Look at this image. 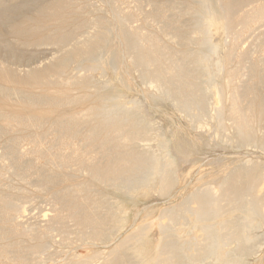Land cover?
<instances>
[{"label":"bare ground","instance_id":"obj_1","mask_svg":"<svg viewBox=\"0 0 264 264\" xmlns=\"http://www.w3.org/2000/svg\"><path fill=\"white\" fill-rule=\"evenodd\" d=\"M82 1L57 0L40 7L33 18H11L14 24L9 33L17 38H38L28 40L27 46L41 42L61 43L68 37L62 30L75 15L71 8H80ZM211 1L169 0L164 3L154 0L152 14L165 21L162 36H168V42L152 33L144 35L137 29L126 30L127 18L115 12L116 28L106 26L103 18L95 20L93 35L43 69H31L19 76L0 63V100L16 102L13 111L4 112L0 108V127L7 133L43 130L42 135L33 139L38 145L28 153L23 154L12 146L4 153L12 161L19 179H27L32 173L30 163L41 159L51 166L41 169L37 175L42 190H53L60 183L71 180L73 176L65 169L72 162L77 170H85L88 176V182L54 192L57 215L52 218V226H63L71 219L80 230V239L97 245L117 230L115 215L99 196L96 185L132 196L158 193L166 198L181 180L167 163L159 139L155 151L139 150L142 137L151 132L140 103L132 102L126 107L102 103L81 113H55L92 100L107 88L104 83L96 85L93 79L99 71H104L105 65H117L118 58H112L111 51L102 54L114 29L117 31L115 38L124 37L122 56L125 52L129 54L140 78L148 81L157 95L171 101L175 109L185 114V120L195 125L193 129L210 125L212 121L216 134L221 135L225 121L230 120L234 135L226 138L228 142L240 146L260 145L264 149V58L253 59L250 54H237L232 48L221 54L213 40L217 28L211 18ZM216 1L224 12L228 31H233L236 24L242 26L241 31L233 34L232 46L253 25L264 20V0ZM246 3L253 6L241 13V7ZM167 11L177 12L179 17L191 14L194 21L188 26L173 27L165 15ZM15 12L1 13L0 31L2 19ZM51 24L56 26V31L44 33ZM169 30L177 32L171 34ZM169 43L177 48H172ZM263 45V41L258 40L256 50L263 51ZM4 47V50L12 49L8 45ZM72 64L82 67L84 73L67 78ZM49 70L51 74L37 79L40 73ZM207 95L211 99L209 105L205 103ZM49 135H54L57 145L41 144ZM78 138L83 142V151H78L82 143L77 149L70 144ZM10 142L14 145L16 140ZM93 149L94 152L98 150V154L95 152L98 157L94 156L98 159L90 162L92 158L89 160L86 156ZM248 161L228 168L221 177L219 175L218 186L202 185L204 187L186 195L181 205L165 210L164 221L155 225L158 230L156 243L147 240V233L136 232L115 243L107 252L73 256L67 264H246L257 243L253 230L264 227V193L261 195L264 165ZM20 210L18 204L11 202L10 195L0 194V264H33L49 236L51 227L21 229L11 216ZM153 227L149 224L142 229L149 231ZM26 239L37 242L25 245Z\"/></svg>","mask_w":264,"mask_h":264},{"label":"rangeland","instance_id":"obj_2","mask_svg":"<svg viewBox=\"0 0 264 264\" xmlns=\"http://www.w3.org/2000/svg\"><path fill=\"white\" fill-rule=\"evenodd\" d=\"M56 1L0 0V16L3 11H16L14 15L11 14L9 17L2 19L0 63L3 64L4 68L22 76L28 70L43 69L51 63L53 64L55 58L62 56L66 51L71 50L78 43L84 42L95 33L96 29L93 26L95 20L103 18L106 26L116 28L115 12L127 18L126 30L137 29L144 35L152 33L168 42L169 37L162 36L165 21L159 19L158 16L154 18L152 14L154 0H110V2L107 0H83L79 4L80 8H71L75 15L72 16V21L62 30V33L68 37L61 43L41 42L27 46L25 43L28 40L34 41L38 40V38H17L9 33L10 27L14 24V20L12 22L11 18H33L40 7ZM168 1L163 0L164 3ZM252 6L253 4L246 3L241 7L240 12H247ZM165 15L172 21V26L176 28L182 25L188 26L190 25L189 23L194 21V18L190 16L191 14L188 15L189 17L186 15L179 17L177 12L167 11ZM171 15H174V17L172 16V18ZM224 17V12L219 8L217 1L212 0L211 18L217 28L213 40L221 54L232 48L237 54H250L253 59L264 58V49L259 51L255 48L258 40L264 43V20L253 25L250 30L244 33L238 43L232 46L233 34L241 31L242 26L236 24L233 31H228L225 27ZM50 31H56L54 24L44 30V33ZM175 32L177 30H169L171 34ZM115 37H117L116 29L109 36L108 46L102 50V54L105 51L107 52V50L111 51V57L118 58L116 67L110 64L105 65L104 71H99L94 77L96 79H93L96 85L100 86L102 83L107 85V88L101 91L100 95L102 96L99 95L75 107L64 108L55 113L57 115L81 113L93 105L102 103L113 107L130 106L132 102L140 103L143 107L141 112L145 118V123L151 126V132L142 137L141 142H139V148L141 147V149H138L142 150L145 148L144 150L155 151L159 139L163 145L167 163L174 168L181 180L166 198H163L158 193L132 196L111 187L96 185V191L99 196L111 207L115 215L114 225L117 231H113L109 234L110 236H106L104 242L92 246L80 239V230L71 219H67L63 226H52V218L57 215V208L53 198L54 192L62 187L75 185L83 181L88 182L86 171L77 170L73 162L69 163L65 171L70 173L73 178L67 182L60 183L53 190H42L38 186L37 175L41 172V169L50 168L51 166L45 159H41L35 163L31 162V175L25 180H20L12 168V161L7 159L4 153L9 146L17 148L23 154L28 153L38 145L33 139L42 135L43 130L28 129L7 133L0 127V194L10 195L11 202L18 204L21 208L19 212L11 213L13 220L20 225L21 229L26 230H44L51 227L49 236L46 237L41 249L38 250V259L33 264H67L73 256L81 257L94 252H107L115 243L117 244L122 239L133 236L136 232L147 233V240L154 244L158 239V230L155 225L164 221V211L169 207L181 205L187 197L186 195L198 188H202L205 185L218 186L221 182L219 175L221 177L228 168L247 163L248 160L251 163L256 162L264 165V149L260 145L240 146L235 142L226 140L227 137L234 135V128L230 120L225 121V130L221 135L216 134L212 121L210 123L213 124V128H210L211 124L209 125L208 123L204 127L193 129L195 125L192 126L188 119L185 120V114L175 109L171 101H166L157 95L156 91L150 87L148 81L140 78L137 67L131 64L129 54L125 52L124 57L122 56L124 37ZM169 44L172 48H177L173 43ZM6 45L12 48L11 52L7 49L4 50ZM120 56H122V59H120ZM72 65L69 67L67 78L78 77L84 73L82 67L77 64ZM51 72L50 70L42 72L37 76V79L47 77ZM206 97L208 98L205 99V103L209 105L211 102L210 96L207 95ZM15 104V100H10L6 103L0 100V108L5 110L4 112L13 111ZM13 139L16 140L14 145L10 142ZM71 142L70 144L71 146L74 145V148H79L81 143L80 146L83 148V142H81L80 138L73 139ZM41 144L45 146L57 145L54 141V135L45 137ZM82 148H79L78 151H83L84 148ZM67 151L70 150L67 149ZM92 151L94 152V149ZM93 152L86 156L89 160L92 158L93 161L91 160L90 162H95L98 159H94V156L98 157L96 155L98 150L95 151L96 154ZM88 159L86 160L89 162ZM218 181L219 183L217 184ZM261 188L264 190L263 185ZM263 190L261 195L264 193ZM149 224L154 226L153 229L149 231L142 229ZM253 234L257 236V243H255L256 247H254L252 255L248 259L246 258V264H264V227L254 229ZM26 241L25 245H33L37 242V240L29 241V239H26ZM97 263L100 264V262ZM4 264L14 263L5 262Z\"/></svg>","mask_w":264,"mask_h":264}]
</instances>
